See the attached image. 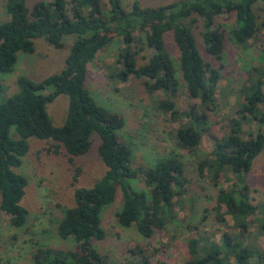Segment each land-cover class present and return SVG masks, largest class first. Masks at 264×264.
<instances>
[{
	"label": "trees",
	"instance_id": "1",
	"mask_svg": "<svg viewBox=\"0 0 264 264\" xmlns=\"http://www.w3.org/2000/svg\"><path fill=\"white\" fill-rule=\"evenodd\" d=\"M108 2L107 15L102 0H41L32 9L26 0H8L11 19L0 22L2 75L15 72L18 53L34 54L37 39L62 48L65 38L73 37L60 73L39 83L21 76L17 81L19 92L0 102V215H9L14 227H22L28 220V210L21 204L28 182L15 169L27 155L31 138L53 140L55 154L62 146L70 157L76 158L90 151L96 133L101 139L99 155L107 167L93 187L76 190L75 205L64 211L59 222V236L73 239L76 249L38 248L33 256L35 264H113L93 242L106 238L101 214L115 202L120 190L124 206L117 214L118 223L126 228L136 226L145 238L174 224L178 217L177 199L187 195L189 181L180 155L173 153L142 172L132 168V150L120 142L119 136L125 119L100 106L86 86L89 65L100 52L116 39L120 41L117 64L121 68L115 69L114 82L127 83L131 77L148 79L145 85L149 92L167 94V99L155 101L156 109L173 121L184 117L175 100L182 86L207 112L216 107L219 70L200 54L195 28L202 27L207 53L221 59L225 35L215 25L223 14L233 16V41L247 49L251 41L260 40L264 58V20L257 11L264 0H178L154 8L136 1L131 10L123 0ZM169 35L180 53L178 63L168 50ZM149 50L154 54H146ZM240 94L244 97L240 117L231 121L226 135L212 137V152L200 150L203 137L210 131L207 115L200 114L176 130L177 146L196 157L199 177L209 175L219 188L214 207L218 222L230 227V216L234 223L231 232L224 233L222 244L207 232L191 236L187 240L186 264H264V248L257 244L259 237L264 236V205H254L248 183L253 164L264 151V64L248 71ZM61 95L69 98L68 116L63 126L55 127L48 105ZM253 122L259 124L258 131L245 137L243 125ZM80 172L81 169L76 171L75 182ZM229 172L235 182L229 188L220 187V180ZM140 173L147 192L132 187L131 180ZM255 223L256 233L251 230ZM131 252L135 260L127 264H153L144 250Z\"/></svg>",
	"mask_w": 264,
	"mask_h": 264
},
{
	"label": "rangeland",
	"instance_id": "2",
	"mask_svg": "<svg viewBox=\"0 0 264 264\" xmlns=\"http://www.w3.org/2000/svg\"><path fill=\"white\" fill-rule=\"evenodd\" d=\"M7 1L0 0V22L11 19L7 13ZM39 1L41 0H26L30 9ZM136 1L143 7L154 8L178 0H123V4L131 10ZM102 7L108 15V0H102ZM257 11L264 20V2L257 6ZM215 28H219L225 35V50L221 59H215L207 53L201 35L202 27L194 30L200 54L213 68L219 70L221 78L215 95L216 107L210 112L203 109L201 102L193 99L186 87L182 86L175 100L184 117L173 121L156 109L155 101L167 99V94L162 91L149 92L145 85L148 79L131 77L127 83L114 82L113 73L115 69L121 68L117 64L120 52V41L117 39L89 65L90 74L86 86L91 95L100 106L125 119V126L119 131V136L120 142L132 150V168L140 172L154 168L162 158L174 153L183 158L189 181L186 197L177 199V220L164 230H157L150 238L143 237L136 226L126 228L118 223L117 214L124 206L123 193L118 191L115 202L101 214L106 238L93 242L94 247L109 257L113 264H127L135 260L131 251L137 248L152 257L153 264H186L189 258L187 240L195 233L207 232L217 243L222 244L224 233L232 230L230 227L234 223L230 216L226 215L230 227L219 223L216 218L214 207L219 188L213 185L209 175L204 179L199 177L196 157L188 150L179 148L175 141L176 130L182 124L188 125L192 118L205 114L210 131L203 137L200 150L203 153L212 152V137L226 135L230 131L231 121L240 117L239 111L244 103L240 90L248 79V71L264 64L260 40L255 43L251 41L247 49H242L231 38L235 17L223 14L218 18ZM72 38H65L62 48L54 47L43 38L37 39L34 54L18 53L15 72L0 74V102L19 92L17 81L21 76L39 83L60 73L65 68L73 46ZM166 43L170 54L178 63L180 53L172 35L167 37ZM146 54L153 55L154 52L149 50ZM68 108L69 98L65 95L48 105V113L55 127L65 124ZM258 129L257 122L245 123L244 136L248 137ZM12 135L16 136V133L13 132ZM55 144L53 140L29 139V151L22 157L20 167L15 169L28 182L21 204L29 215L24 226L14 227L10 216L1 213L0 264H35L33 256L41 247L76 249L73 239L59 236V222L64 211L75 205L76 190L93 187L104 176L107 167L99 155L101 139L96 133L92 136L90 151L81 157H70L62 146L55 154ZM78 169L81 172L75 182ZM220 182V187L229 188L235 182L234 175L229 172ZM248 183L252 189L254 205H264V151L255 160L248 175ZM131 184L135 190L147 192L142 173L131 180ZM256 227L255 223L251 228L254 233L257 231ZM257 244L264 248V236L259 237Z\"/></svg>",
	"mask_w": 264,
	"mask_h": 264
}]
</instances>
